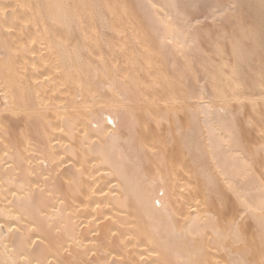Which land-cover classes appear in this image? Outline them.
Segmentation results:
<instances>
[{"label":"bare ground","instance_id":"6f19581e","mask_svg":"<svg viewBox=\"0 0 264 264\" xmlns=\"http://www.w3.org/2000/svg\"><path fill=\"white\" fill-rule=\"evenodd\" d=\"M16 1L0 0V264H264V140L258 147L251 130L241 140L244 123H235L243 103L264 107V0L214 1V10L234 12L236 31L216 44L231 59H220L215 83L196 81V92L192 77L172 97L110 78L92 49L110 62L120 54L104 0H24L22 16ZM135 1L184 61L178 75L192 76L200 44L180 2ZM17 28L30 31L14 47ZM49 63L63 81L46 78ZM48 88L60 94L48 91L45 102ZM8 118L23 123L11 129L18 135ZM261 122L253 123L260 137ZM229 199L226 214L217 206Z\"/></svg>","mask_w":264,"mask_h":264},{"label":"rangeland","instance_id":"374dc122","mask_svg":"<svg viewBox=\"0 0 264 264\" xmlns=\"http://www.w3.org/2000/svg\"><path fill=\"white\" fill-rule=\"evenodd\" d=\"M23 1L24 0H21V1L19 0L18 2L16 1V4L19 5V6H16V4L14 5L15 8H16V11L17 12L19 11L17 13L19 15L22 13L23 10L25 12H27L28 11L27 9L29 8V4H26V6H25V3ZM178 1L180 2L179 4H180V7L182 9L184 17H186L187 20L190 21L189 32L190 33H194L197 36L198 42L200 44V48H199L200 51L197 53L198 60L193 61V64L191 63L193 65L191 67V68H193V70L191 69L193 71L192 76L189 75L190 77L185 78V77H182V76L180 77L178 75L179 72L177 70L179 68L183 67V65H182L183 63L182 62H184V61H182L181 59L178 60L179 56L175 57V58L172 57V54L175 52L174 49L173 50L171 48L168 49L167 46H164V45L161 44L160 39H159V35L161 33H163V31L161 29H159L156 26V24L154 26V24L150 20H148L146 14H145V11H143V9H141L142 7L139 6L136 3L135 0H104L105 5L108 7V9H110L109 11L111 12L113 24H115V26H116V28L118 30L117 34L115 35L116 38L115 39L113 38V39H114V42L116 43L115 47H116L117 50L120 51V54H119V51H118L117 54H119V55H117V57L115 59L116 61L110 62L109 59L107 58V55H105L104 51L102 52V54H100L99 51L97 49H95V46H93L92 49L94 48L93 50L97 51L96 52L97 53V58H100L102 61H104V62H102V61L99 60V62L100 63L101 62L105 63L104 65H105L106 70L111 72V74H109L110 72H108L110 78L111 77H112V79L114 78V81L115 80L119 81V79L121 78L122 80L121 79L120 80L122 82H123V80H124V82L126 81L125 83H130V81L129 82H127V81L131 80L133 84L136 81L135 84L139 83L137 85H140L141 83H142L141 85H144V84L149 85L151 87L150 88V92L152 91L151 92V94H152L151 96L152 97L153 96H155V97L159 96V93H160V96H164L165 95L164 97H172L173 95H175V93L177 91H178V94L180 93V95H183L186 92V90H187L186 85H188V81L192 77H193V79L191 80V83L190 82L189 83L193 84V82L195 81V83L192 85L193 87L197 84V82L199 84H202V82L205 83L206 81H208V79H210V77H211V80H213L212 82L215 83V81H217V79L222 75L221 74L222 71L220 70V67H219V65H220L219 62L221 61L220 59L221 58L231 59L228 51H225V54L218 56L217 51H216V44H222V42L219 41L220 39H218L217 37L220 34H222V32L223 33L225 32L226 33L225 36L228 37V38H231L233 36L234 32L236 31L235 18L233 16L234 12H231V11H223L222 12L219 7L214 10L212 8V5H213L215 0H178ZM220 1L223 2V0H220ZM222 2H220V4ZM125 7H126V9H125ZM240 10H241V8H240ZM20 16H22V14ZM18 21H19V23L23 22L22 20L20 21V19ZM31 26L32 25H30V28H31ZM19 31H20V29L17 28V30H14V33H16V32H18V33L14 34L12 32L11 36H10L11 37L10 38L11 41L14 43L13 44L14 47H16V46L19 47L20 44H21L20 42L27 43L26 41H28V38H26V37H28V34H29L28 32L30 31V29L29 30L27 29L25 32L24 31L22 32V30L20 32ZM23 33H24V35H22ZM34 33H37V32L35 31ZM89 33H90V35H89ZM89 33L87 34V38L89 37L90 39L88 38L87 40H90V42H91V39H93V37H92L93 33L92 32H89ZM40 36L41 35H38V34L36 35L37 38H40ZM12 37H14V38L12 39ZM133 37L135 38L136 42L132 45V43L130 42V38H133ZM23 40H25V41H23ZM148 43H150V44H148ZM223 43H225L227 45V41H223ZM49 48H50L49 45L44 47L43 49H41L40 54L42 53V54L45 55V53H47L46 55H49L50 54V49ZM10 51H12V50H10ZM10 51L8 53H11ZM152 52H153V55H151ZM106 54H107V52H106ZM101 55H103V57H105L104 59H106V60L101 58L102 57ZM13 60H14V58H13ZM42 65L44 66V64H42ZM36 66L39 67L40 71L45 68V67L41 66L40 64H38ZM45 66H48V68H47L48 70H46V72L49 71V69H50V72L52 73V74L51 73H49V74L47 73L49 75V77L46 75L47 76V77L45 76L46 78H50L52 82L53 81H57L55 83H58L59 81L60 82L63 81V79L59 77V74H57L55 72H52V70H51L52 68H51V64L50 63H49V65L45 64ZM124 66H126L125 69H126V71L128 72L129 75H127V73H125L126 71H125L124 68H123L124 70L122 69V67H124ZM174 66L176 67L175 69H174ZM27 67H28V64H27ZM110 67H111V69H110ZM119 67H121L120 69L123 70L124 73H123V71L121 72L120 69H118ZM29 68H30V66H29ZM112 68L113 69L115 68V69L112 70ZM138 68H140L139 69L140 72H136L135 71ZM115 70L117 71L116 73H115ZM112 71H114L113 72L114 74L112 73ZM130 71H131L132 75H130L131 74V73H129ZM41 72H44V71H41ZM120 72H121L122 75L120 74ZM259 72H261V71H259ZM137 73H138V76H137ZM112 74L115 75V76L113 77ZM212 74H214V76ZM55 76H57V77H55ZM116 76H117V78L119 77L118 80L115 78ZM162 76L166 77V78L164 79ZM157 77H158V79H157ZM123 78H125V79H123ZM131 78H133V79H131ZM17 80H19V81L20 80H24L23 75H20L19 77H17ZM108 80H110V79L108 78ZM105 81H107V79H105ZM157 81L160 84L159 87L156 86L158 84ZM199 81H202V82H199ZM33 82H35V81H33ZM176 83H177V85H176ZM179 84H181L180 90L177 89V88H179L178 87ZM173 85H174V87H173ZM153 86H155V87H153ZM138 88H140V86H138ZM174 88H176V89H174ZM197 89H196V86H195L194 90H196V92H198ZM53 90L48 88L46 93H44V96L46 97L45 102L52 95H53L52 98H54V95H56V96L58 95L59 96L60 93L58 94V91L56 92L55 90H54L55 93L53 92L54 94L51 93L52 94L51 95L50 92H52ZM68 90L71 91L70 89H68ZM171 90H173V91H171ZM48 91H50V92H48ZM131 91L129 90V92H127V91L124 92L125 95H126V92L128 93L127 95H130V96L132 94L131 98H132L133 102L131 101V98H128L127 101L130 99L129 103L130 102H132L131 104L136 103L137 105L140 106L142 104V102H141L142 101V96L139 95L136 98H133L134 97L133 96L134 92L132 93ZM164 91H165V93H164ZM169 91L171 92V94L169 93ZM73 92L74 91L72 89V91L69 92V93H73ZM153 92H154V94H153ZM155 93H156V95H155ZM157 93H158V95H157ZM194 93H195V91H194ZM62 94H63L62 96H64V93H62ZM56 96H55V98H56ZM130 96H128V97H130ZM55 98L53 100H55ZM11 100H12V96H11ZM53 100L51 99V102H53ZM231 102H233V101H231ZM129 103H127V104L129 105ZM236 103H238V102H236ZM236 103L233 102V104L231 103L232 105L230 104L231 107L233 108L232 111L233 112L236 111L235 115L237 113V110H234V109H238L237 108L238 104L236 105ZM245 103H247V104L243 103V105H244L243 106V112H242L243 114L242 113H238V114H241V115H237L238 117L235 118V123L237 124L236 126H240V125H242L244 123L242 126L245 127V128L240 126L242 129H244V131L241 133L240 130H238V129H240V127L239 128L237 127V133L240 132V134H245V135H243V139H241V140H244V139L247 140V139L251 138V136L249 134L252 131V133H251L253 135L252 140H253L254 143H257L256 145H258V147H259L260 144H258L259 143L258 141H260L261 139H262V141L264 140V134L262 133L263 136L260 137L259 135L261 133L259 134V133L255 132L256 126L254 127V124H255L256 121L258 123H256L255 125L259 124L261 126V123H263L261 121H264L263 120V118H264L263 115L264 114L260 115V113L262 114L264 107L260 106L259 109L251 110V108H249L250 106L248 105V102H245ZM138 107L135 109V113L138 114V116H139L140 115L139 113H141L140 112L141 109H140V107L139 108ZM258 112H260V113L258 114ZM185 114L182 115V113H178V118L179 119L181 118L182 119L181 121H183V118L187 119V117H188L187 116V112ZM254 114L255 115L257 114V116L259 115L260 117L262 116L263 118L262 119L260 118L261 120L258 118L259 120H257V116H256V119H255L256 121L253 122ZM252 115H253V117H252ZM197 116L201 117V115H197ZM167 117L169 118V115ZM239 119L241 120V123H240ZM245 119L246 120L251 119L252 120L251 121L252 125L249 122H248L249 125H247L246 124L247 121L244 122ZM9 120H11V121H9ZM9 120L7 121V119H6V121L8 123V126L11 127V128H9L10 130L15 128V127H16V129H18L20 127V124H23L20 121H19L20 122V124H19V122H17V121H14L12 119H9ZM197 120H198V118H197ZM199 120H198V122H199ZM162 122L164 123V121H162ZM149 124H150V126L153 125L151 121H149ZM182 124H187V122H183ZM250 125H251V127L249 128ZM16 129H14L13 131L11 130V132L14 134V136L19 134ZM234 130L236 131V128L233 129V131ZM248 130L249 131L251 130V131L248 132ZM11 132H10V135H11ZM247 133H249V134H247ZM165 135H166V133H165ZM165 135L163 134L162 137H165V140H166V136L167 135L166 136ZM235 135H237V134H235ZM11 136H13V135H11ZM238 137H240V136L238 135ZM240 138H242V137H240ZM161 139H162L161 141H164L163 140L164 138H161ZM151 140L155 141L154 139H151ZM148 143H149L148 144L149 146L151 144L155 145V146L160 144L158 142L156 144L154 142L152 143V141H151V143L150 142H148ZM254 143H253V145H255ZM149 146H148L147 149H149ZM261 147H263V146H260V148ZM154 148L155 147H153L152 150L156 149V148L155 149ZM260 150L261 149H259V152H261ZM165 153H166V151H165ZM157 155L158 156L156 157V160L154 159L156 162L158 161L157 158L158 157L160 158L159 154H157ZM200 194H201V196L203 195L202 192ZM203 196H205V195H203ZM200 197H198V200H200V199L203 200L204 199L203 197H201V198ZM213 203L216 204L218 202L214 201ZM231 206H233L232 208H234V202H232V200L229 199V203H228V200H226V201L222 202L221 207H220V204H219L220 208L218 206H217V208L220 209V210L222 209L223 212L227 214L231 210ZM225 207H226V209H225ZM224 210H226V211L228 210V212H226Z\"/></svg>","mask_w":264,"mask_h":264},{"label":"snow or ice","instance_id":"6c2138e0","mask_svg":"<svg viewBox=\"0 0 264 264\" xmlns=\"http://www.w3.org/2000/svg\"><path fill=\"white\" fill-rule=\"evenodd\" d=\"M109 122H111V121H109Z\"/></svg>","mask_w":264,"mask_h":264}]
</instances>
